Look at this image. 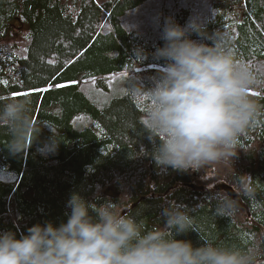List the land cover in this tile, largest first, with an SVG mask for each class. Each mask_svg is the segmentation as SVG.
<instances>
[{"label": "trees", "instance_id": "obj_1", "mask_svg": "<svg viewBox=\"0 0 264 264\" xmlns=\"http://www.w3.org/2000/svg\"><path fill=\"white\" fill-rule=\"evenodd\" d=\"M166 17L201 25L205 35L192 32L190 39L211 45L216 33L238 62L264 66V0H0V103L28 100L39 130L29 128L25 150L13 153L12 135L0 126V232L19 238L37 223L66 222L75 192L97 206L117 203V212L149 229L164 227L165 207L184 205L191 231L173 235L194 246L204 240L246 247L264 235V74L257 72L260 83L249 89L258 114L231 160L176 172L151 158L154 145L140 119L146 99L133 84L151 87L163 70L151 54L163 45ZM138 49L146 59L137 61ZM130 71L128 89L102 109L79 91L80 81L108 84ZM79 116L93 127L75 129ZM53 137L58 147L48 152ZM215 182L237 195L224 216L212 196L221 191L208 188Z\"/></svg>", "mask_w": 264, "mask_h": 264}, {"label": "clouds", "instance_id": "obj_2", "mask_svg": "<svg viewBox=\"0 0 264 264\" xmlns=\"http://www.w3.org/2000/svg\"><path fill=\"white\" fill-rule=\"evenodd\" d=\"M155 20L160 26L159 16ZM192 32L205 35L195 22L181 26L164 18L163 45L151 54L163 62V70L151 78V87L133 84L134 93L146 99L140 119L154 145L151 158L157 167L176 172L199 171L235 156L240 137L258 114L249 89L260 83L257 72L264 74V66L238 62L216 33L208 45L190 39ZM135 55L137 61L147 58L142 49ZM29 103H0V126L12 135L13 153L25 150L29 128L39 132L31 123ZM57 147L54 137L46 146L48 152ZM212 196L218 216L235 209L236 201L228 193ZM117 206L110 200L97 206L74 192L66 203V222L37 223L19 238L11 230L0 232V264H264V235L246 247L204 240L194 246L173 235L191 231L186 206L165 207L164 227L153 229L135 215L117 212Z\"/></svg>", "mask_w": 264, "mask_h": 264}, {"label": "rangeland", "instance_id": "obj_3", "mask_svg": "<svg viewBox=\"0 0 264 264\" xmlns=\"http://www.w3.org/2000/svg\"><path fill=\"white\" fill-rule=\"evenodd\" d=\"M133 71L121 73L112 76L108 80V84L100 79H91L88 81L78 82L79 91L98 108L105 107L112 99L120 97L130 86V77L133 75ZM75 129H83L86 127H93V122L86 116L77 117L73 123ZM222 186V183L211 184L208 188L218 189Z\"/></svg>", "mask_w": 264, "mask_h": 264}, {"label": "water", "instance_id": "obj_4", "mask_svg": "<svg viewBox=\"0 0 264 264\" xmlns=\"http://www.w3.org/2000/svg\"><path fill=\"white\" fill-rule=\"evenodd\" d=\"M217 190L223 193H228L233 198V200H236L237 195L236 192L232 189V187L222 184V186H220Z\"/></svg>", "mask_w": 264, "mask_h": 264}, {"label": "snow or ice", "instance_id": "obj_5", "mask_svg": "<svg viewBox=\"0 0 264 264\" xmlns=\"http://www.w3.org/2000/svg\"><path fill=\"white\" fill-rule=\"evenodd\" d=\"M62 86V85H61Z\"/></svg>", "mask_w": 264, "mask_h": 264}]
</instances>
